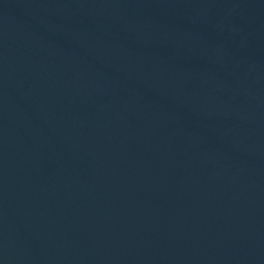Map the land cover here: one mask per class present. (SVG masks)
<instances>
[{
	"label": "water",
	"instance_id": "water-1",
	"mask_svg": "<svg viewBox=\"0 0 264 264\" xmlns=\"http://www.w3.org/2000/svg\"><path fill=\"white\" fill-rule=\"evenodd\" d=\"M0 264H264V0H0Z\"/></svg>",
	"mask_w": 264,
	"mask_h": 264
}]
</instances>
